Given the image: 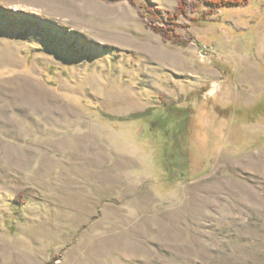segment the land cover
<instances>
[{"label":"rangeland","instance_id":"1","mask_svg":"<svg viewBox=\"0 0 264 264\" xmlns=\"http://www.w3.org/2000/svg\"><path fill=\"white\" fill-rule=\"evenodd\" d=\"M178 5L0 0V264H264V0Z\"/></svg>","mask_w":264,"mask_h":264},{"label":"trees","instance_id":"2","mask_svg":"<svg viewBox=\"0 0 264 264\" xmlns=\"http://www.w3.org/2000/svg\"><path fill=\"white\" fill-rule=\"evenodd\" d=\"M113 1H121V0H113ZM179 5L177 8L178 15H187L188 13V0H178ZM249 0H208V4L210 7L215 8V9H222L224 7H232L235 5H241L242 3H248ZM196 3V1L194 2ZM194 6L196 4H193ZM148 9L149 6H147ZM156 30H160L157 26H155ZM262 106L264 107V103H262ZM261 106H259L258 110H262ZM232 110L230 109H224L221 114L227 115L228 113H231Z\"/></svg>","mask_w":264,"mask_h":264},{"label":"bare ground","instance_id":"3","mask_svg":"<svg viewBox=\"0 0 264 264\" xmlns=\"http://www.w3.org/2000/svg\"><path fill=\"white\" fill-rule=\"evenodd\" d=\"M24 9H27V8H24ZM29 11H31L32 13H34L35 15H38V16H42V10L38 9V8H35V7H28Z\"/></svg>","mask_w":264,"mask_h":264}]
</instances>
